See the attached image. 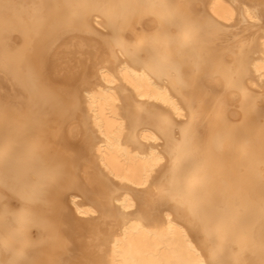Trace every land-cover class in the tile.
I'll return each mask as SVG.
<instances>
[{"label": "bare ground", "instance_id": "1", "mask_svg": "<svg viewBox=\"0 0 264 264\" xmlns=\"http://www.w3.org/2000/svg\"><path fill=\"white\" fill-rule=\"evenodd\" d=\"M0 264H264V0H0Z\"/></svg>", "mask_w": 264, "mask_h": 264}, {"label": "rangeland", "instance_id": "2", "mask_svg": "<svg viewBox=\"0 0 264 264\" xmlns=\"http://www.w3.org/2000/svg\"><path fill=\"white\" fill-rule=\"evenodd\" d=\"M256 30H257V29H254V30H247L246 33H247V32H251V31L254 32V31H256ZM258 30H259V27H258Z\"/></svg>", "mask_w": 264, "mask_h": 264}]
</instances>
